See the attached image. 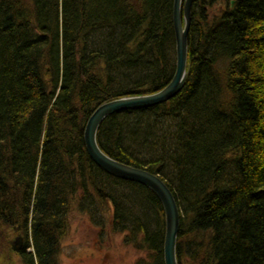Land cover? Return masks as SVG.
Wrapping results in <instances>:
<instances>
[{
	"label": "trees",
	"instance_id": "obj_1",
	"mask_svg": "<svg viewBox=\"0 0 264 264\" xmlns=\"http://www.w3.org/2000/svg\"><path fill=\"white\" fill-rule=\"evenodd\" d=\"M172 6L0 0V245L21 234V264H59L74 211H97L134 264H164L160 201L96 166L83 130L100 104L170 82ZM187 46L181 91L108 116L98 145L171 190L178 264H264V0H193Z\"/></svg>",
	"mask_w": 264,
	"mask_h": 264
},
{
	"label": "water",
	"instance_id": "obj_2",
	"mask_svg": "<svg viewBox=\"0 0 264 264\" xmlns=\"http://www.w3.org/2000/svg\"><path fill=\"white\" fill-rule=\"evenodd\" d=\"M191 4L192 0H173L172 20L176 43V64L170 83L152 94L123 97L102 103L89 116L83 136L85 150L94 164L115 178L143 185L155 194L160 201L165 217L164 264H178L176 259V243L181 215L172 192L157 175L110 158L98 146L96 135L100 124L108 116L125 109H138L161 104L175 96L183 87L187 76V41L188 30L190 28L189 13ZM21 242V238L18 237L15 244L14 242L11 243L12 250L19 252Z\"/></svg>",
	"mask_w": 264,
	"mask_h": 264
},
{
	"label": "rangeland",
	"instance_id": "obj_3",
	"mask_svg": "<svg viewBox=\"0 0 264 264\" xmlns=\"http://www.w3.org/2000/svg\"><path fill=\"white\" fill-rule=\"evenodd\" d=\"M88 204L89 199L84 201L82 209L85 210ZM89 212L91 218L85 212H71L69 228L61 242L59 264H134L135 252L122 244L121 236L114 235L107 228L102 231L94 226L90 219L92 216L99 218L100 214ZM16 234L7 237L5 244L0 245V264H21L10 247Z\"/></svg>",
	"mask_w": 264,
	"mask_h": 264
},
{
	"label": "bare ground",
	"instance_id": "obj_4",
	"mask_svg": "<svg viewBox=\"0 0 264 264\" xmlns=\"http://www.w3.org/2000/svg\"><path fill=\"white\" fill-rule=\"evenodd\" d=\"M192 3H193V0H192ZM191 9H192V4H191V8H190V13H189V20H190V23H191ZM172 13H173V12H172ZM182 16H183V13H182ZM183 20H184V19H183ZM182 23H183V21H182ZM173 30H174V27H173ZM188 35H189V30H188ZM187 49H188V46H187ZM187 56H188V53H187ZM175 64H176V43H175ZM186 67H187V64H186ZM172 78H173V76H172ZM172 78H171V80H172ZM171 80H170V81H171ZM185 80H186V79H185ZM169 83H170V82H169ZM183 86H184V85H183ZM164 87H165V86H164ZM164 87H163V88H164ZM163 88H162V89H163ZM182 88H183V87H182ZM182 88H181V89H182ZM181 89H180V91H181ZM180 91H179V92H180ZM179 92H178V93H179ZM178 93H177V94H178ZM177 94H176V95H177ZM176 95H175V96H176ZM134 96H139V95H134ZM175 96H173V97H175ZM123 97H130V96H121V97H119V98H123ZM173 97H172V98H173ZM119 98H115V99H112V100H116V99H119ZM112 100H109V101H112ZM169 100H170V99H169ZM107 102H108V101H107ZM104 103H105V102H104ZM100 105H101V104H100ZM143 108H147V107H143ZM125 110H128V109H125ZM125 110H122V111H125ZM122 111H119V112H122ZM105 119H106V118H105ZM105 119H104V120H105ZM87 120H88V119H87ZM104 120H103V121H104ZM103 121H102V122H103ZM86 123H87V121H86ZM86 123H85V126H86ZM101 124H102V123H101ZM101 124H100V126H101ZM85 126H84V129H85ZM97 132H98V131H97ZM83 136H84V130H83ZM96 139H97V135H96ZM83 141H84V140H83ZM97 143H98V142H97ZM98 146H99V145H98ZM100 149H101V148H100ZM93 163H94V162H93ZM95 165H96V164H95ZM96 166H97V165H96ZM110 176H111V175H110ZM112 177H113V176H112ZM114 178H115V177H114ZM117 179H118V178H117ZM120 180H122V179H120ZM125 181H126V180H125ZM131 182H132V181H131ZM135 183H136V182H135ZM138 184H139V183H138ZM140 185H141V184H140ZM142 186H143V185H142ZM167 187H168V186H167ZM169 190H170V189H169ZM170 191H171V190H170ZM154 195H155V194H154ZM155 196H156V195H155ZM177 206H178V205H177ZM180 215H181V212H180ZM180 219H181V218H180ZM31 250H32V249H31Z\"/></svg>",
	"mask_w": 264,
	"mask_h": 264
}]
</instances>
